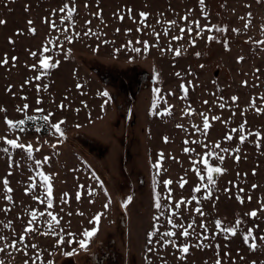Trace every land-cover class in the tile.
Segmentation results:
<instances>
[{
	"label": "rangeland",
	"instance_id": "374dc122",
	"mask_svg": "<svg viewBox=\"0 0 264 264\" xmlns=\"http://www.w3.org/2000/svg\"><path fill=\"white\" fill-rule=\"evenodd\" d=\"M66 2L72 6L70 0H0V20L5 21L0 24V60L5 56L9 60L0 65V107L6 108L14 121L25 118L14 111L15 106L24 103L30 105L29 115L39 117L51 112L50 123L64 121L63 137L49 134L47 127L37 133L31 121H26L24 133L13 134L6 130L0 113V135H19L21 142L33 145L36 159L49 158L39 171L51 177L53 187V207L49 209L46 202L30 199L37 193L25 192L31 183L28 176H35V171L8 167L6 161L19 159V150H12L10 156L0 155V185L8 172L13 173L7 177L13 189L7 195L13 200L4 199L0 188V235L5 237L0 247L16 240L17 233L25 236L24 242L17 244L21 251L8 248L0 253V259L5 264H24L29 256L35 259L39 253L41 261L37 264H147L149 260L151 264H213V248H190L180 260L182 254L164 244L161 233L175 231L179 237L180 229L167 221L187 226L195 218L199 223L203 218L194 208L201 206L210 214L209 220L221 219L222 227L234 226L237 217L244 221L245 230L253 226L244 213L259 209L260 201H264V100L260 99L264 97V43H260L264 41V0H205L203 6L198 0H75L72 20L65 19L67 10L59 12ZM141 12L148 13L146 21L140 17ZM184 16L188 20L181 19ZM46 18L57 27L46 24ZM173 20L174 25L170 24ZM196 20L200 28L191 34L180 31L195 28ZM209 27L211 32L207 31ZM217 27L227 31L217 32ZM30 29H35V34ZM198 32H203V38L197 36ZM209 35L217 39L208 42ZM66 36H71V43ZM175 36L183 39H172ZM193 39L195 46L190 43ZM145 41L146 49L141 43ZM43 46L50 48L43 54L51 57L50 64L59 61L56 68L39 67ZM169 47L180 48L181 55L167 51ZM33 51L37 57L30 55ZM13 57L17 59L13 61ZM34 63L36 70L30 67ZM177 72L180 77L175 75ZM37 75L40 80H35ZM181 84L188 88L187 95ZM36 85H40L39 94ZM102 91L109 95L101 96ZM24 96L27 101L21 99ZM232 97L238 99L233 101ZM37 99L42 105L36 104ZM221 103L224 108L219 107ZM61 104L63 108L58 107ZM37 107L45 111L35 112ZM200 113L208 117V129H204ZM214 116L220 119H212ZM257 132L260 138L254 136ZM228 135L233 139H226ZM241 136L245 137L243 143ZM52 144L57 145L55 149ZM215 144L220 148H214ZM184 148L195 151L185 153ZM222 148L228 151L222 152ZM210 151L225 158L223 163L214 162V158L210 163L226 169L220 175L214 174L217 185L211 202L203 200V190L192 191L199 183L192 161ZM196 166L203 171L202 164ZM167 179L173 181L169 186L171 199L166 209L158 210L155 195L161 194L163 205L168 188L161 185ZM182 179L188 181L183 189L179 187ZM35 180L40 199L46 201L39 177ZM253 185L258 187L254 189ZM192 195L201 204L193 201L180 208L174 206L181 199L190 200ZM248 196H252L251 202ZM237 197L244 198V203H239ZM5 208L9 211L4 212ZM32 210L43 211L45 216L28 224ZM47 212L60 221L54 231L65 241L82 239L81 233L94 226L89 221L102 213L99 231L85 250L77 243L57 246V235H42L50 231ZM257 223L260 228L253 233L257 236L256 250H250L239 234L233 238L231 233L219 232L211 241L220 245L222 257L225 251L230 253L223 264H252L253 260L264 264V241L258 239L264 235V216ZM27 227L38 231H23ZM197 231L203 235V229ZM208 235L211 238V231ZM149 239L151 243H147ZM169 239L177 244L184 242L183 237ZM189 242L195 243V237ZM31 244L37 248L25 247ZM73 251L74 255H64Z\"/></svg>",
	"mask_w": 264,
	"mask_h": 264
},
{
	"label": "snow or ice",
	"instance_id": "6c2138e0",
	"mask_svg": "<svg viewBox=\"0 0 264 264\" xmlns=\"http://www.w3.org/2000/svg\"><path fill=\"white\" fill-rule=\"evenodd\" d=\"M70 3L72 4V6H69V3H63V6L59 8V12L63 13L67 10V16L65 17V19L67 20H72L74 13L76 12V6H75V0H70ZM199 5L203 6L205 3V0H198ZM129 12H131V10H129ZM140 17L146 21L148 18V13L145 12H141ZM120 19L122 20L123 17H120ZM181 19L183 20H188V16H184L181 17ZM243 19V18H241ZM46 24H50V27L55 29L57 27V25L55 24V22H49L48 19L46 18L44 21ZM159 22V21H157ZM5 21L0 20V24H4ZM29 24L32 23V21L28 22ZM90 23V21L88 22ZM170 24H176V21L173 20L170 22ZM195 24V28L193 27H189L187 29L185 28H180L181 32H185L187 31L188 34H191L193 31H195L196 28H200V23L199 20H196L194 22ZM245 27H247V25H245ZM140 29H137V31H139ZM217 32H224L227 31L224 28H220L217 27L215 29ZM30 31L33 32V34H35V29H30ZM65 32H67V29H64ZM119 31V30H117ZM128 31H131V29H129ZM207 31L211 32L212 28H207ZM232 31H236L235 29H233ZM88 32H85L84 35H88ZM79 35V34H77ZM164 35L167 36L168 35V31L166 30L164 32ZM157 36H159V33H157ZM198 37L203 38V32H198L197 33ZM65 39H67V41L69 43L72 42V38L71 36H66ZM172 39L174 40H182L183 37L181 36H175L172 37ZM217 38L215 36L209 35L207 36V41L208 42H212L215 41ZM139 42V41H138ZM51 43V42H50ZM143 43L144 48H147V42H141ZM193 46H195V39H193L190 42ZM260 43H264V41H261ZM132 51L134 52H140L141 49L139 48H132ZM161 51H164V49H161ZM167 51H172L174 52L175 56L179 57L181 55V49L180 48H171L169 47L167 49ZM50 52V48L47 46H43L42 47V52L40 54V58H39V67L40 68H56L59 64V61L57 60L55 63H49V60H51L50 56H44V53H48ZM70 54V50L69 53ZM30 55L32 57H37V52L33 51L30 52ZM197 56L200 55V53H196ZM17 58L13 57L12 60L15 61ZM240 60H243V57L239 58ZM9 63L8 58L5 56L2 60H0V65H6ZM32 69L36 70L37 69V64H33L30 66ZM201 67H203V65H201ZM175 75L177 77L181 76V73L177 72L175 73ZM41 77L39 75H37L35 77V80H40ZM25 83H29V81H25ZM191 82H189L190 84ZM243 84L246 86L247 85V81H244ZM44 90L47 91V85H44ZM78 88L82 87L81 85H77ZM180 88L183 89L185 95H187L188 93V88L185 87L184 84L180 85ZM9 91L11 90L10 87L8 89ZM40 85H36V91L39 94L40 92ZM157 93L160 91L159 88H157L155 90ZM101 96L103 97H107L109 95L108 92L106 91H102L100 93ZM171 95V93H170ZM21 99L27 101L28 97L24 96L21 97ZM238 97H232V100L235 101L237 100ZM260 99L264 100V97H260ZM42 100L41 99H37L36 100V104L37 105H42ZM204 103H208L207 101H204ZM251 103L253 104V106H255V99H253L251 101ZM58 107L63 108L64 105L61 104ZM220 108H224L225 105L223 103H221L219 105ZM30 108V105L28 103H24L22 106H15L14 107V111L19 112V113H23L25 118L22 119H18V120H13L10 119L8 117L7 114V109L0 107V113H3V123L5 124L6 130L8 132H11L13 134L19 132V133H24L26 131V129L24 128V125L26 123V121H31L34 125H36L35 127V132H40L42 128H49V134L55 135V133H59V135L61 137L64 136V132L61 130V124L64 123V121H60L58 123H50V117L53 115V113L48 112L47 115H41L39 117H37L36 115H29L28 114V110ZM35 112H44L45 109L43 107H37L34 109ZM257 111L260 112L261 110L259 108H257ZM170 114V113H169ZM188 114V113H186ZM201 116L204 117L203 120V127L204 129H208L209 128V119L208 117L204 114V113H200ZM212 119L214 120H219L220 117L219 116H214L212 117ZM37 121H39L40 123H37ZM178 128H182L183 126L180 124L176 125ZM54 130V131H52ZM233 131H236V129H233ZM254 136L256 138H260L261 134L260 133H255ZM226 139L228 140H232L233 137L231 135H228L226 137ZM245 141V137L241 136L240 137V142L243 143ZM165 142H167V138H165ZM44 143H48V141H44ZM184 143H188V141H184ZM193 143H199L198 141H193ZM6 145V146H3ZM10 146V147H9ZM53 149L56 148V144H52L50 145ZM259 146V145H257ZM214 148H220L219 144H215ZM12 150H19L17 155L19 157V159H15L12 160L11 162L6 161L7 165L9 168H12L13 166H15L16 169L19 168H24L26 171H28L29 173L35 171V176L33 175H29L28 176V180L31 181V183L28 185V188L25 190L26 194L29 192L32 193H37V194H33L30 196V199L32 200H36L39 201L40 203H45L47 204V208L51 209L53 207V202H52V194H53V187H52V183H51V177L49 175H46L43 171H39V169H41L43 167L44 164L48 163L49 158L45 157L43 160L41 159H36L33 155V145L31 143L29 144H25L24 142H21V137L19 135H15L14 138H9L8 135H0V155H7L10 156L11 155V151ZM185 153H189L191 151H195V149H189V148H184L183 149ZM37 152L40 151L39 148L36 149ZM222 152H227L228 149H221ZM237 151H239V149H237ZM161 156H163V154H161ZM214 158V162H219V163H223L224 161V156L223 155H219L216 154L215 152H207L205 153L204 157H201L200 160H193L192 164L194 165V167L192 168V171L195 173V175L198 177L199 179V183L193 188V192L194 193H202L203 190V200L209 201L211 202L213 200V192L216 188L217 185V181L214 178V174L216 175H220L222 174L224 171H226V169L221 168L220 166H213V163H210V159ZM173 159H175L173 157ZM235 159L237 161H239V156L235 157ZM202 164L203 165V171H201L200 167L196 166ZM13 173L12 172H8L7 175L3 178L2 180V185H0V188L3 189L5 195H4V199L8 200V201H12L13 197L11 195H7V193H11L13 191V189L9 186L10 181L7 178L8 176H11ZM253 174H255V171L253 172ZM239 175V174H238ZM39 177V180L41 182V184L39 185V187H44L45 189V193L47 196L46 201L45 200H41L40 199V195L38 194V185L36 183L35 178ZM188 183L187 180H183L179 183V187L181 189H183L185 187V185ZM173 184V181L171 179H167V180H163L162 181V187L163 188H168V193L167 195L163 196V200L165 201L162 205V196L160 193H156L155 195V208L156 209H166L168 207V203L167 201L171 199V189L169 188L170 185ZM254 189L256 187H258L257 185H253L252 186ZM227 191V189H225ZM241 192L244 191V189H240ZM65 196H67V193L64 194ZM107 195V193H106ZM77 199H79V195L77 196ZM215 199H219L218 197H215ZM239 203L243 204L244 203V198L242 197H237ZM132 200V197L129 196L128 197V201L130 202ZM247 200L249 202H251L252 200V196H248ZM193 201L196 202V204H201V201L197 199L196 195H192L191 199L188 201H185L183 199H181L180 201L175 203V207L176 208H180L181 205L185 204V203H189L191 204ZM65 203H67V201H65ZM110 203V201H109ZM213 207H215V205H213ZM104 208L107 209L108 208V203H106L104 205ZM4 212H8L9 209L5 208L3 209ZM194 211L199 215V217L203 218L199 221V223H197V220L194 218L192 220L191 223H189L187 226L183 225V224H173V221L171 219H169L167 222L169 224H172V226L174 228H178L180 229L179 231V237H183L184 238V242L182 244H177L176 240L174 239H169L172 237H177V232L175 231H164L161 233V239L163 240V243L166 245H171L173 248H177L178 251L182 254L178 257V259L180 260H184L186 255L190 253V248H196V249H200L203 250L204 248H213L214 250V255H215V259L213 264H223L224 258H227L230 256V253L225 251L223 254V257L221 256V252H220V245L219 244H213L211 241L215 240L218 233L222 232L224 234L227 233H231V236L233 238H236L239 234V237H242L243 242L245 244L248 245L250 250H256L257 248V236H255L254 233V229H259L260 228V224L257 223V221H260L262 219V216H264V201H260V207L259 209H254L251 210L249 212L244 213L245 217H249L251 218V220L253 221V226L252 227H248L246 230L242 227V225L244 224V221L237 217L235 219V223L234 226H223L222 227V220L218 219V218H212L209 220V213H206L203 210V207H195ZM189 214H191V210H189ZM81 215H83L81 213ZM101 214H97L96 216H94L92 218V220H90V223H93L94 226L91 229H85L82 233V239L74 240V239H68L67 241H65V239L63 237H59V233H56L54 231V228L56 225L60 224V221L57 219V217L55 215H53L52 212H47V217H50V219H48L46 221L48 228H49V232L46 233H42V235H49V234H55L57 235L59 238L57 240V246L60 244H72V243H77L78 247L82 250H85L88 248L89 243L91 242L92 238H94L98 231V223L101 219ZM160 215H164V212L161 211ZM30 216H31V220L27 221L28 224H33L37 221L38 217H43L45 216V213L39 212L37 213L35 210H32L30 212ZM156 219H159V216L156 217ZM207 221V222H205ZM209 225H211V228L209 227ZM8 225H5V227H7ZM197 228L199 229H203V235L197 231ZM23 231L28 232V233H35L38 231L37 228H33V227H27L24 228ZM159 231V230H157ZM211 231L212 236L211 238L209 237L208 233ZM68 235L70 237H74L75 234L74 233H68ZM150 235H154V234H150ZM195 237L196 242L195 243H190L189 242V238L190 237ZM5 237L0 235V241L4 240ZM258 239L260 241H264V235H260L258 237ZM25 240V236L23 234L17 233V239L14 241H10L8 244H6L4 247H0V253H6L8 248H16L17 251H21L19 248H17V244L18 243H23ZM205 241H208V243H205ZM249 241H251V243H249ZM151 239H149L147 241V243H151ZM26 248L30 247L31 249H36L37 245L36 244H31L26 245ZM149 252H152L153 250L151 248L148 249ZM25 256H29L28 251H23L22 253ZM75 252H65L64 255L66 256H71L74 255ZM243 259V258H241ZM29 261H31V264H37V262L41 261V256L39 253H36L35 255V259H32L31 256H29V260H26L24 262V264H29ZM0 264H5V261L3 259H0ZM48 264H51V262L49 261ZM147 264H151V261L149 260L147 262ZM205 264H208L207 261H205ZM252 264H257V261L253 260Z\"/></svg>",
	"mask_w": 264,
	"mask_h": 264
},
{
	"label": "trees",
	"instance_id": "16d2710c",
	"mask_svg": "<svg viewBox=\"0 0 264 264\" xmlns=\"http://www.w3.org/2000/svg\"><path fill=\"white\" fill-rule=\"evenodd\" d=\"M117 195H119L118 193H117ZM120 207V206H119ZM121 208V207H120Z\"/></svg>",
	"mask_w": 264,
	"mask_h": 264
}]
</instances>
